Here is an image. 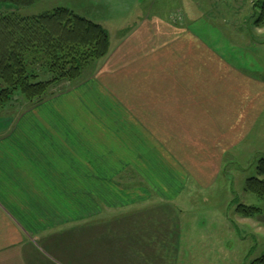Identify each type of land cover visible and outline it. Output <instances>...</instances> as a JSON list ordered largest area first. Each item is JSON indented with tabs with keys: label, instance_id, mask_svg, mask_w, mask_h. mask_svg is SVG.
<instances>
[{
	"label": "crops",
	"instance_id": "1",
	"mask_svg": "<svg viewBox=\"0 0 264 264\" xmlns=\"http://www.w3.org/2000/svg\"><path fill=\"white\" fill-rule=\"evenodd\" d=\"M131 15L98 19L110 51L93 75L0 110V264H67L69 235L81 264L90 254L93 264H175L182 209L195 218L200 192L261 119L262 84L190 25ZM188 240L191 254L219 251L206 235Z\"/></svg>",
	"mask_w": 264,
	"mask_h": 264
},
{
	"label": "rangeland",
	"instance_id": "2",
	"mask_svg": "<svg viewBox=\"0 0 264 264\" xmlns=\"http://www.w3.org/2000/svg\"><path fill=\"white\" fill-rule=\"evenodd\" d=\"M244 1L247 0H207L210 3L208 4L206 0H40L30 8L13 9V11L22 16H33L58 7H66L97 23H101L98 20L100 18L107 19L106 23L111 21V24L115 25H119L122 20L132 18L131 14L137 11L153 14L158 11L170 21L172 26L190 25L191 31L200 41L207 44L212 51L231 63L237 70L261 83L264 90V28H251L246 23L251 5L248 3L242 11L239 10L243 7ZM230 3H232L231 8L228 7ZM8 10L10 9L3 4V0H0V14ZM189 12L190 17H187ZM203 14L207 17L200 18ZM245 16L247 18H244ZM101 61L87 68L80 80L93 75L101 65ZM41 79H45V76ZM73 83L75 82H63L55 90L63 89ZM263 155L264 110L254 130L226 154L219 180L209 190L200 192L201 195L197 197L200 201L197 202L201 204L196 205V209L193 210L196 214L195 218L185 215L192 210L182 209L181 245L186 250L182 252V256L176 257L175 264H253L264 255V215H262L264 202L256 195L245 191L247 181L257 176L258 162ZM234 199L236 202L231 203ZM239 204L259 207L262 213L257 217L242 220L238 212ZM252 220H255L254 225L247 223H252ZM87 223H89L86 224L88 231L92 227V221ZM257 226L260 231L257 230ZM112 227L107 225L105 228ZM189 234H203L210 237L209 243L219 251L213 250L207 255L198 251L197 254H191L187 250L191 243L188 240ZM69 236L67 264H81V258L73 255L74 240H71V235ZM91 238V233H86L84 241L88 248L92 244ZM102 258L109 259L108 256ZM132 259L137 260L138 264H147L146 258ZM86 260L88 264H93L94 257L90 254L86 256ZM164 260L170 262L168 258ZM148 261L165 264L155 262L150 257ZM129 263L137 264L132 261Z\"/></svg>",
	"mask_w": 264,
	"mask_h": 264
},
{
	"label": "trees",
	"instance_id": "3",
	"mask_svg": "<svg viewBox=\"0 0 264 264\" xmlns=\"http://www.w3.org/2000/svg\"><path fill=\"white\" fill-rule=\"evenodd\" d=\"M39 1L3 0L10 10L0 14V110L43 102L59 84L80 81L84 71L110 51L109 36L101 24L69 8L33 16L13 11ZM247 4L252 14L244 17L246 23L264 28V0L244 1L243 8ZM42 74L45 79L40 80ZM246 191L264 202V157L258 162L257 176L247 181ZM238 212L244 218H254L262 209L240 204ZM253 264H264V255Z\"/></svg>",
	"mask_w": 264,
	"mask_h": 264
}]
</instances>
